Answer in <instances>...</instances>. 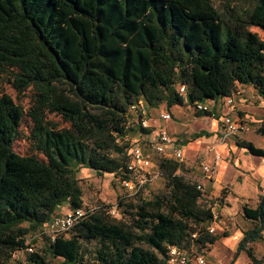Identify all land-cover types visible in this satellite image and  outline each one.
<instances>
[{"label": "trees", "instance_id": "trees-1", "mask_svg": "<svg viewBox=\"0 0 264 264\" xmlns=\"http://www.w3.org/2000/svg\"><path fill=\"white\" fill-rule=\"evenodd\" d=\"M251 27L264 32V0L225 10L212 0H0V71L19 92L34 89L27 114L35 151L14 150L25 111L0 92V264L16 250L29 264H49L47 256L85 264L93 240L96 264H168L172 246L190 251L218 240L207 230L212 205L201 204L199 183L179 174L172 157L157 161L160 192L138 202L118 197L121 217L109 204L84 209L77 173L135 180L127 168L132 145L118 141L148 131L128 123L140 100L152 108L194 106L251 87L264 101V39ZM47 112L69 126L59 128ZM257 132L264 136V109ZM237 145L264 155L251 141ZM259 200L243 205L257 224L236 251L251 264H264L248 246L261 237L255 232L264 221V192ZM64 204L85 213L52 238L45 226ZM37 231L46 235L44 254L27 250Z\"/></svg>", "mask_w": 264, "mask_h": 264}, {"label": "rangeland", "instance_id": "rangeland-1", "mask_svg": "<svg viewBox=\"0 0 264 264\" xmlns=\"http://www.w3.org/2000/svg\"><path fill=\"white\" fill-rule=\"evenodd\" d=\"M212 1L218 9L225 10L226 6H234L238 7L239 9L248 7L252 0ZM250 29L256 31L258 35L262 39H264V32L259 28L251 27ZM242 88L246 90L245 96L247 97V100L241 105L237 104V110L241 112V114L246 118L248 122V133H246L248 138L255 145H262L264 144V137L256 133V127L258 125L256 119H258V117L262 115L264 109V101L259 98L253 88ZM0 92L9 94L12 99L25 111V115L19 126L18 136L13 143L14 150L21 154L35 152L29 139L32 121L30 119V116L27 114L34 100V89L32 88V86H30L27 89L19 92L13 86L12 82L9 81V74L7 72L0 71ZM237 97L234 98V104L237 101ZM212 102L213 101L211 100L208 101L210 106ZM146 110L147 118L148 120H150L149 122L152 123L153 121L151 118L158 117L159 113L163 110L170 112L173 116V119H177V125L183 129V131H180L179 136L182 139V143H184L183 146L181 145L183 149V157L178 160L181 163V168L177 172L183 175L186 179L194 180L202 186V165H212L213 161L209 160L212 157L211 155H213L214 157L215 153L214 149L212 148L213 144H204L200 141V139H197V136H195L194 133L199 132L200 130H207L211 132V136H209L207 140H213L214 143L220 141L223 135V130L221 127V117L223 116L222 112H216L217 114H215V116L217 115V118L219 117L220 119L215 121L214 127H211L207 123L210 117L203 115L196 117L197 115H199V112H196L194 110L193 105L184 104L174 107H168L165 103H162L156 108L146 106ZM47 119L55 122L59 128L69 126V124L61 117V115L55 112H47ZM133 127L138 129L137 125H134ZM140 134L141 132L139 130L138 132L130 131L129 134L124 137V139H119L118 141L119 143L127 142L129 145H132V148L135 146H141L144 153H146L147 150V152L151 154L153 163H151L150 161V164L148 166H145L141 169L138 167L135 172V180L140 183V187L138 188V190L134 193L128 192L127 189L122 185L121 179L113 174H97L87 168H81L77 173V177L83 191L82 198L84 209H92L100 203L109 204L111 206L110 209L115 210L114 214L112 215L121 217V211L119 212V209L116 208L118 197H121L123 200L126 199L127 201L133 200L134 202H138L139 197L149 198L163 189L164 180L158 171L157 161L160 157L165 156L168 149L163 154L156 153V151L153 150V148H151L150 146L149 137L144 138ZM238 134L243 135L245 133L241 132L235 135ZM145 140L149 141L146 142ZM187 142L190 143L186 144ZM190 144H192L193 146H191ZM209 145L211 146L209 148H211V152L213 153H211L206 159V146ZM131 149L129 150L130 156ZM240 158L242 164L246 165L254 164L257 161L256 157L251 153H246L244 156L240 155ZM232 174L233 171L231 169H227L224 173V178L228 179L232 176ZM261 181L262 183H264V180L261 179ZM244 190L249 195H253V186L248 185L244 188ZM230 193L231 188L224 185L219 190L216 197L212 199L205 197L204 201L201 202V204L212 205L211 208L218 214V218L215 221H211L209 226L213 228V231L211 233L218 234L219 239L216 240L212 245H208L204 248L193 247L192 249H190V251H187L185 249L180 250L182 253H187L189 257V264H198L196 262V258L201 255L205 258V260H207L208 256L214 264H229V262L227 261L228 257L234 255V252L236 251V245L225 243V236L233 235L238 229L243 232L246 229L253 228L257 224L245 219V216L242 212L243 205L252 207L254 205V202L251 201V199L239 201L235 199H230V201L229 199L226 200V197L230 195ZM221 208H225L224 211L220 210ZM67 211L68 210L66 208V204H64L58 207L56 214H64ZM260 232L261 237L257 241L248 244V246L251 247L254 255L258 258L264 256V228H262ZM27 238V241L31 242L32 238L36 239V241L30 245L33 251H37L42 254L45 253L44 247L47 241L46 235H42L40 231H37L35 234L28 235ZM87 246V261L85 264H96L91 253L93 248L96 246L95 241L93 240L91 242H88ZM25 255L26 252L24 250L14 251L11 254L8 264H29L25 259ZM238 256L241 257L240 263L238 264H251L250 258L249 260L246 258L245 251H240ZM47 259L49 260V264H65L61 258H52L50 256H47Z\"/></svg>", "mask_w": 264, "mask_h": 264}, {"label": "crops", "instance_id": "crops-1", "mask_svg": "<svg viewBox=\"0 0 264 264\" xmlns=\"http://www.w3.org/2000/svg\"><path fill=\"white\" fill-rule=\"evenodd\" d=\"M241 89H242V95L238 96L236 98L237 101L233 105L234 107L232 110H229V108L224 104L223 98L211 100V101H213L211 103V106L209 105L208 101L205 102L210 109V111H208L210 114H203L202 112L196 111L194 109L196 112H199V115H197L196 117H198L200 115L210 117L208 119L207 123L211 127H214L215 121L220 119L219 117L217 118V115L215 116V114H217L216 113L217 111H221L223 115L229 114L233 117V119L236 122L243 124L242 129H239L238 131H236L234 133H229L226 131V129H225V127L221 121V127L223 130V132H222L223 135H222L220 141H218L217 143H214L213 140H207V138H209V136H211V132H209L207 130H200L199 131V132L204 131L207 134L199 136V137H197V139H200V141L203 142L204 144L205 143L210 144V145L213 144L212 148L214 149V153H215L214 157H213V155H211L212 156L211 159L210 160L208 159L209 161H213L212 165H208V164L202 165L203 174L201 176V180H202L201 181V183H202L201 188H202V191L204 192V197L212 199V198L216 197L219 190L224 185L229 186L231 188V193H230V195H228L226 197V200L229 199V201H230V199H235V200L239 201V200L251 199V201L254 202V205L252 206L254 208L258 205V203L260 201L259 200L260 194H262L264 192V183H262V181H261V179L264 180V155L259 156V155L252 154L256 157L257 161L251 165L242 164L240 155L244 156L246 153H249V152L247 151L246 148L238 146L237 141H239V140L251 141V140L246 135V133H248V122H247L246 118L241 114V112L237 110V106L239 104L240 105L243 104L247 100V97L245 96L246 90L244 88H241ZM174 106H177V105H174ZM193 108H194V106H193ZM162 112H167V111L163 110L159 113L158 117L151 118L154 124L152 122H149L150 126L147 128L148 131L147 132H141L140 135H142V137H144V138L149 137L150 141L149 140H145V141L146 142L149 141L151 148H153V150H154V146H155L157 139H158V129L160 126H164L167 128V130L172 135V137L179 144H181L183 146L184 143H182V139L179 136L180 131H183V129L177 125V123H178L177 119H173V116L171 115V118L169 120L164 121L160 118V114ZM261 118H262V115L260 117H258V119H256V122H258V125L260 124ZM148 121H150V120H148ZM258 125H257V127H258ZM257 127H256V133L259 134L257 132ZM199 132H195L194 134H197ZM241 132H244L245 134L235 135V134L241 133ZM260 136L264 137L263 135H260ZM188 143H190V142H187L186 144H188ZM190 145L193 146L192 144H190ZM210 145L206 146V152H205L206 153L205 154L206 159L211 153H213V152H211V148H209V147H211ZM255 146L258 148H262L264 150V144L255 145ZM207 148H209V149H207ZM209 151H210V153H209ZM145 155H147L150 158L151 163H153V159L151 158V154L149 152H147V150H146ZM165 156L171 157V148H168V151L166 152ZM205 165H208L210 168L209 174H207L203 169V166H205ZM154 166H155V164H154ZM227 169H231L233 171L232 176L229 177L228 179L224 178V173ZM248 185L253 186V195H249L247 192H245L244 188L247 187ZM66 208L68 211L70 210L68 208L67 204H66ZM242 208H243V206H242ZM224 209L225 208H221L220 210L224 211ZM242 212H243V209H242ZM245 219H247V218L245 217ZM247 220L256 223V221H254V220H251V219H247ZM246 230H248V229H246ZM243 234H244V231L242 232L240 229H238L237 231H235V233L233 235H230V236L226 235L224 238V241L227 244L236 245V251H237L238 242L243 237ZM236 251L234 252V255L228 257L227 261L229 262V264L240 263V259H241L240 256L241 255L238 256V254H236ZM246 258L249 260V257L247 256V254H246ZM206 264H214L209 259L208 256H207Z\"/></svg>", "mask_w": 264, "mask_h": 264}, {"label": "built area", "instance_id": "built-area-1", "mask_svg": "<svg viewBox=\"0 0 264 264\" xmlns=\"http://www.w3.org/2000/svg\"><path fill=\"white\" fill-rule=\"evenodd\" d=\"M180 92H184V86L179 87ZM242 94V89L238 88L232 96L224 97V104L229 108V110L233 109L234 98L240 96ZM194 109L196 111L205 112L210 111L208 105L205 102H198L194 104ZM129 113L131 117L129 119V124L132 122L135 123L138 127L148 128L150 126L148 118H147V110L146 106L142 103V101H138L130 106ZM160 118L164 121L169 120L171 118V114L169 112H162L160 114ZM221 121L229 133H234L239 129H242L243 124L236 122L233 117L229 114H224L221 117ZM168 148H171V157L179 160L183 157V149L181 144H179L169 133L166 127L160 126L158 129V139L154 146V150L157 153L163 154ZM131 159L127 165V168L130 172L135 174L137 168L140 169L148 166L150 164V158L145 155L141 146H135L131 149ZM204 171L209 174L210 168L208 165L203 166ZM122 185L127 189L128 192H136L140 187V183L137 180H133L131 178L121 179ZM198 188H201V185L198 184ZM115 210L110 209V213L114 214ZM83 208L69 210L64 214H54L50 221L45 226L46 232L51 234L52 238L55 236L64 234L69 230V228L81 217L84 215ZM212 220L215 221L218 218L217 212H215L211 208ZM207 230L211 233L213 228L207 226ZM27 250L29 252L33 251L32 247H28ZM168 264H189V257L187 253H182L177 247L172 246L168 251ZM196 262L198 264H206L205 258L201 255L196 258Z\"/></svg>", "mask_w": 264, "mask_h": 264}, {"label": "water", "instance_id": "water-1", "mask_svg": "<svg viewBox=\"0 0 264 264\" xmlns=\"http://www.w3.org/2000/svg\"><path fill=\"white\" fill-rule=\"evenodd\" d=\"M262 228H264V221L262 222L261 226H259V228L256 230L255 233H259Z\"/></svg>", "mask_w": 264, "mask_h": 264}]
</instances>
